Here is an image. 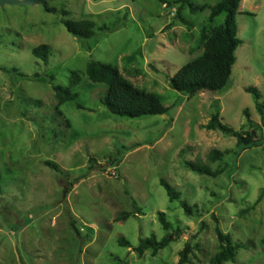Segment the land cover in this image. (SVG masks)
Wrapping results in <instances>:
<instances>
[{
    "label": "rangeland",
    "instance_id": "obj_1",
    "mask_svg": "<svg viewBox=\"0 0 264 264\" xmlns=\"http://www.w3.org/2000/svg\"><path fill=\"white\" fill-rule=\"evenodd\" d=\"M217 1L191 0L202 7L195 12L174 0L0 3V264H179L186 242L192 248L184 264H212L214 217L244 245L222 264H264V127L256 131L259 144L238 155L233 136L204 127L216 110L234 130H250L244 110L260 123L245 87H255L264 106V0L239 3L242 42L224 88L188 97L168 84L202 53V31L223 22L224 14L208 19ZM66 19L92 20L93 36H73ZM41 43L50 46L47 63L31 52ZM90 60L116 66L167 111L135 118L110 113L100 102L106 85L85 74ZM54 85L69 87L76 99L58 106ZM212 149L229 153L211 161ZM186 160L223 171L198 174ZM160 179L180 192L179 200H169ZM180 201L193 206L191 216ZM158 211L184 234L156 254L139 255L134 247L141 238L165 234ZM121 236L130 247L117 243Z\"/></svg>",
    "mask_w": 264,
    "mask_h": 264
},
{
    "label": "trees",
    "instance_id": "obj_2",
    "mask_svg": "<svg viewBox=\"0 0 264 264\" xmlns=\"http://www.w3.org/2000/svg\"><path fill=\"white\" fill-rule=\"evenodd\" d=\"M174 3L180 9L183 6H190L191 0H174ZM239 3L240 0H218L215 4L209 6V21H213L218 15L224 14L223 22L213 26L207 35L202 31L204 38L202 53L185 63L173 76L168 78V84L172 89L191 97L201 91L220 90L228 84L232 66L235 62V51L242 42L237 36L236 24V13ZM199 8L202 7L192 6L190 10L195 12ZM48 11L55 12L56 9L49 8ZM61 12L64 16L69 14V11L65 9ZM63 23L66 30L77 38H90L94 34L95 23L90 19H66ZM31 52L34 57L47 63L50 55V46L41 43L34 46ZM3 70L10 73L16 69L8 70L3 68ZM85 74L90 81L106 85V93L100 98V102L112 114L135 118L145 115H159L167 111V107L161 103L155 94L137 88L122 78L116 66L97 60H90L85 66ZM22 76L26 75L23 74ZM70 79L72 84H77L80 80L79 74L76 71H72ZM53 89L58 106L65 101L75 100L77 97V93L72 92L69 87L54 85ZM245 91L249 92L255 100V107L260 115L259 124L252 122L248 111L244 110L243 113L247 119L245 125H248L250 130H234L221 122L219 110H216L204 126L206 129L219 130L226 135L233 136L236 139V155L242 150L258 145L259 139L256 131L260 127H264V106L259 101V91L253 86L245 87ZM77 107L81 108L82 106L77 104ZM228 153L229 151L224 152L212 149L208 158L211 161L222 160L224 155ZM89 161H94V159L90 158ZM44 164L56 171L59 170L58 165L52 161L46 160ZM185 166L192 172L212 177H216L223 171L222 168L212 170L206 164L191 160H186ZM159 183L166 190L170 201L180 199V192L175 190L166 180L160 179ZM180 204L186 215L191 216L194 213L193 206L186 201H180ZM134 205L136 206V202H134ZM157 218L161 227L165 230V234L161 239H157L153 233L148 237L141 238L138 245L134 247V251L139 255L148 249L151 250L152 254H156L171 241L181 238L184 234V230L181 227L173 228L163 211L157 212ZM214 220L216 223L214 231L218 240V250L212 256L211 263L222 264L226 261H234L238 250L244 245L233 241L229 233L221 230L219 220L216 217H214ZM117 243L123 247H130V242L122 236L118 237ZM191 248L189 242L184 244V247L179 252V264H184L188 261Z\"/></svg>",
    "mask_w": 264,
    "mask_h": 264
},
{
    "label": "water",
    "instance_id": "obj_3",
    "mask_svg": "<svg viewBox=\"0 0 264 264\" xmlns=\"http://www.w3.org/2000/svg\"><path fill=\"white\" fill-rule=\"evenodd\" d=\"M12 0H0V3L11 2Z\"/></svg>",
    "mask_w": 264,
    "mask_h": 264
},
{
    "label": "crops",
    "instance_id": "obj_4",
    "mask_svg": "<svg viewBox=\"0 0 264 264\" xmlns=\"http://www.w3.org/2000/svg\"><path fill=\"white\" fill-rule=\"evenodd\" d=\"M240 1H242V0H240ZM239 6H240V4H239ZM239 8V7H238Z\"/></svg>",
    "mask_w": 264,
    "mask_h": 264
}]
</instances>
